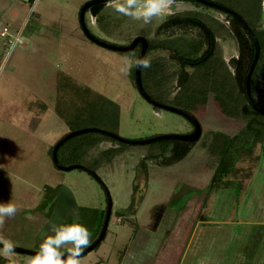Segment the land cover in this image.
I'll use <instances>...</instances> for the list:
<instances>
[{
    "label": "rangeland",
    "instance_id": "374dc122",
    "mask_svg": "<svg viewBox=\"0 0 264 264\" xmlns=\"http://www.w3.org/2000/svg\"><path fill=\"white\" fill-rule=\"evenodd\" d=\"M86 1L0 0V64L4 65L0 72V202L18 207L14 217L6 218L0 234L17 246L39 250L49 210L40 203L51 187L60 184L72 192L73 221L81 206L106 208L105 190L90 173L81 168L61 170L53 163L52 147L63 136L76 129L99 127L123 138L141 139L183 134L193 128L182 114L157 107L139 93L134 67L127 74L120 71L122 58L135 59L137 51L112 50L85 36L79 10ZM245 1L233 0L243 12ZM187 12L216 28L218 11L192 1L176 0L174 14L154 17L149 24L106 5L99 17L89 11L85 17L91 32L105 41L126 45L137 35L157 40L170 37L166 47L185 54L195 43L200 48L193 56H198L205 46L198 40L202 37L197 28L157 30L170 16ZM248 16L251 22L256 17L249 8ZM4 27L7 35L1 34ZM8 36L17 38L10 46ZM225 50L234 52L228 46ZM144 58L151 60V67L142 68L146 92L157 101L191 112L202 134L179 159L169 150L158 153L170 140L122 143L91 131L62 144L59 161L95 170L113 201L105 237L79 259L81 264H172L176 255L170 256V248L177 254L180 245L183 250L186 244L189 251L183 254V264H217L227 255L232 258L233 236L235 240L237 234H248L249 241L260 236L256 232L262 227L249 222L246 227L244 220L258 216V223L264 221V155L251 169V176L245 177L241 169L234 181L218 177L212 183L222 149L245 125L243 94L232 74L214 58L200 68L186 67L185 80H179L181 67L169 52L149 49ZM261 94L259 89L255 97L264 104ZM104 97L120 106L118 122L113 116L105 119L101 112L90 111L89 105ZM223 99L228 107L221 104ZM91 138L94 145L83 144ZM237 140L234 147L239 145ZM243 165L248 167L247 158ZM132 222L138 227L129 244ZM155 232L162 238L165 235L164 241L175 232L171 246L158 240L146 248L144 237ZM136 241L139 247L131 255ZM15 256L24 264L31 255L15 252ZM196 257H200L198 262ZM0 264L9 261L0 257Z\"/></svg>",
    "mask_w": 264,
    "mask_h": 264
},
{
    "label": "trees",
    "instance_id": "16d2710c",
    "mask_svg": "<svg viewBox=\"0 0 264 264\" xmlns=\"http://www.w3.org/2000/svg\"><path fill=\"white\" fill-rule=\"evenodd\" d=\"M179 1H192V2L197 3V5L202 4L196 0H179ZM257 1L259 2L260 0H257ZM105 5H106V2H99L94 5H91L87 11H89L95 17H99L100 14H102ZM206 6L212 7L209 5H206ZM248 8L256 16L254 23L249 21V24L251 25V28L254 31L255 35L257 36L259 44H260V56L258 58V61L256 63V66L251 76V82H250L251 94L256 104L264 107L263 102L261 100L256 99L255 97L256 92L259 91V89L262 92L261 95L262 96L264 95V81H262L259 78V72L262 69H264V29L261 27V22L259 21V17L257 14L258 9L255 6V0L254 1L252 0L249 3ZM85 22H86V17H85ZM185 26L191 27V28H197L199 30L202 38L198 40H200L199 41L200 44H202L203 46H206V49L205 51H203V54H201L200 56H193L195 52H198L200 46L199 48H196V44L191 43L192 46L189 47V51H185V54H180L177 51H174L175 52L174 57L177 61H179L180 58L186 59L181 62L183 65L184 64L190 65V66L192 65V67L200 68L212 57L213 47H214V32H213L214 28L210 27L200 17L187 12L183 14H177L174 16H170L167 20L162 22V24H160L157 29L164 31L170 28L185 27ZM144 37H146L148 44H149L147 51L149 49L151 50V45L153 41L155 40V38L151 39V38H148L147 36H144ZM169 38L170 37L161 38V40L158 41L159 43L158 45H162L163 47H166L165 45L167 44V41ZM130 42L131 41H129V43ZM250 49H251L250 60L247 61L246 63H240L237 75L235 77L233 76V79L236 81L238 89L243 94V97L245 100V104L242 106V109H243V115L247 117L246 122L243 128L238 132V135H235L236 137H239L238 139L239 145L237 147H234L235 145L234 141L237 140L236 137H234L233 139H229L228 142L225 144L224 148L222 149L219 162H218V166L216 168L215 176H214L212 183L215 182V180H217L218 177L220 178V180H223V178H225L224 179L225 181L226 180L234 181L233 178L237 179L241 169L242 170L244 169L243 174L245 177L251 176V169L255 166L256 161L262 158L264 155L263 154L264 153V114L251 109L249 104L246 103L247 98H246L245 91H244V83H245L247 70L251 62V59L253 57V54H254L253 48L251 46H250ZM129 52L135 53L136 51H129ZM185 55H189V56H185ZM136 56L137 54L135 53V59H136ZM141 76H142V69H141ZM218 98L220 99V97ZM101 99L99 101H95L97 103L94 105L90 106L89 104H91V102L88 104L89 107L91 108L90 111L92 113L101 112L105 119L107 117L113 116L115 117L114 119L115 122H118L120 106L109 98L104 97ZM221 104L228 107L226 101H224V103H222L221 101ZM104 136L115 141L110 136H107V135H104ZM84 143L87 144L88 146H92L95 143V139L91 138V139L84 140L83 144ZM167 143H168L167 145H165L164 143V146L161 148V150L158 153L162 154V153H165L167 150H169L171 155L174 156V159H179L185 156L189 152V150L191 149V147L193 146L195 142H183L181 140L170 139V141H168ZM61 146L62 145H60V147ZM159 154L155 156L158 157ZM246 158L248 161V167L243 165ZM263 161H264V158H263ZM240 164L242 165L240 166ZM246 170H248V172ZM238 185H239V188L242 187V180H240ZM59 187H60V184L48 189L47 193L44 194L43 201L40 203L42 207H46L49 209L47 212L48 216L51 215V212L53 210L54 202H52V199L55 195L56 190ZM104 214H105V209L99 211L96 208H88L85 206L84 207L81 206L78 208V211L76 213V216H77L76 221H73V217H72L73 214H72L71 216H68V218H66L67 220L63 221L62 224H71V223L83 224L84 226L88 228L91 234L90 236V243H91L94 241V239L98 236L100 232L103 219H104ZM130 225L133 228L132 229L133 232L130 234L129 244L131 242L130 240H132L134 237L136 228L138 227V224L136 222L134 224L132 222Z\"/></svg>",
    "mask_w": 264,
    "mask_h": 264
},
{
    "label": "water",
    "instance_id": "95a60500",
    "mask_svg": "<svg viewBox=\"0 0 264 264\" xmlns=\"http://www.w3.org/2000/svg\"><path fill=\"white\" fill-rule=\"evenodd\" d=\"M106 1H108V0H87L82 5V7L79 10V24H80V27H81L83 33L85 34V36L87 38H89L94 43H96L100 46L112 49V50L119 51V52L131 51L132 49H134V47L137 44H140L141 48H140L139 54L137 55L136 58H144L145 52H146L147 47H148V41H147L146 37H144L143 35L135 36L129 44L120 45V44H115V43L100 39L99 37L95 36L89 30V28L85 22V12L88 10V8L91 5H94V4L99 3V2H106ZM196 1H198L202 4H206V5L218 8V9H223L225 11H228V12L235 14L236 17L240 20V22L244 26L245 30L247 31V33H248V35L252 41L253 47H254V54H253V57H252L251 62L249 64L247 74H246V78H245L244 91H245V95L247 98V103L249 104L251 109L254 111H257L259 113L264 114V107L256 104V102L254 101V98L251 94V87H250L251 76H252V73H253L254 68L256 66V63L258 61L259 55H260V44H259V41H258L255 33L252 31L251 27L246 22V20L240 14L236 13L235 11H232L229 8L223 6V5H221L215 1H212V0H196ZM141 69L142 68L134 67V81H135V85H136L139 93L147 101H149L150 103L154 104L157 107L165 108V109H168V110L182 114L191 122L193 128L190 132L183 133V134L167 133V134L155 135V136L148 137V138L127 139V138L121 137L120 135H118L117 133H115L113 131L105 130V129H102L99 127H85V128L76 129V130L69 132L68 134L63 136L60 140H58L53 145L52 151H51V156H52L53 163L55 164V166L57 168H59L61 170H70L73 168L84 169L88 173H90L103 186V188L105 190L107 205H106L105 215H104V219H103V223H102L100 232H99L98 236L94 239V241L91 242L89 244V246L83 250L81 255H83L86 252L95 248L105 237L106 232H107V227L109 224V220L111 217V210H112L113 201H112V198H111V195H110L108 188L103 183V181L98 176V174L95 172V170L89 168L88 166L80 164V163L63 165L59 161L58 156H57V152H58V148L60 147V145H62L68 138H70L74 135H78V134L84 133V132H91V131L99 132V133H102L104 135L110 136L111 138L115 139L116 141H119L122 143L124 142V143H132V144H134V143L142 144V143H148V142H153V141H158V140H170V139L181 140V141H185V142H196L201 137V134H202L201 124L198 121V119L191 112H189L183 108H180V107L168 105V104L162 103L160 101H157V100L153 99L146 92V90L144 89L143 83H142ZM54 200L56 201L55 209L53 210L48 223L46 224V226L41 231L42 235H44L47 232H51L53 225H58L60 223V221L62 220V217L66 213H70L71 204L74 203V197L72 195V192L66 186H61L57 189L56 194L54 196ZM64 200H65V203H64ZM15 250H16L15 252L26 253V254H30V255H33L39 251V250L25 248V247L17 246V245H16Z\"/></svg>",
    "mask_w": 264,
    "mask_h": 264
},
{
    "label": "clouds",
    "instance_id": "9594fccd",
    "mask_svg": "<svg viewBox=\"0 0 264 264\" xmlns=\"http://www.w3.org/2000/svg\"><path fill=\"white\" fill-rule=\"evenodd\" d=\"M175 2L176 0H108L106 7L123 16L149 24L154 17L174 14ZM133 67L149 68L151 60L132 59L128 56L122 58V73L127 74ZM3 70L4 65L0 64V72ZM17 211L16 204L0 202V229H3L6 218L14 217ZM90 236L88 228L80 223L53 225L51 234L45 233L42 237L39 251L29 256L24 264H81L79 257L89 246ZM15 249V243L0 234V257L9 261V264H19Z\"/></svg>",
    "mask_w": 264,
    "mask_h": 264
},
{
    "label": "flooded vegetation",
    "instance_id": "af4514ba",
    "mask_svg": "<svg viewBox=\"0 0 264 264\" xmlns=\"http://www.w3.org/2000/svg\"><path fill=\"white\" fill-rule=\"evenodd\" d=\"M216 2L227 7V8H229L230 10L235 11L236 13L240 14L246 20V22L249 24L250 17L248 16V0H246L245 4H244L245 8H246L245 12H243L239 8L235 7V5H237V2H233V0H224V1H216ZM238 2L240 3V0H238ZM255 6L258 9L257 14L259 17V21L261 22V27L264 29V0H260L259 2L257 0H255ZM215 9L218 11V16L215 18L217 23H216V28L213 30V32H214V47H213V54H212L211 58H214L216 60V63H221L222 67L225 70H227L228 72H230L232 74V76L235 77L238 73L240 63H246L247 61L250 60V53H251L250 46L253 48V51H254V47H253L252 41H251L247 31L245 30L244 26L242 25V23L236 17L235 14L228 12V11H225L223 9H218V8H215ZM254 20H255V18H254ZM254 20H253V23H254ZM249 26L251 27L250 24H249ZM158 31H162V30H158ZM157 32H155V37L157 36ZM160 40L161 39L157 40L155 38V40L153 41V43L151 45V49L153 51H156V52L158 50L169 52L170 56L174 57V53H175L174 51L175 50H171L168 47H163L162 45H158L159 44L158 41H160ZM148 46H149V44H148ZM225 46H228L229 52H231L233 50L236 53H234V52H232L231 54L227 53L225 50ZM233 47L235 49H233ZM140 48H141L140 44H137L134 47V49H132L131 51H137V55H138ZM231 48H232V50H231ZM147 49H148V47H147ZM205 49H206V46L204 47L203 51H205ZM203 51L198 56L203 54ZM237 55H238V58H236ZM174 59H175V57H174ZM184 60H186V59L180 58L179 61L176 60L181 67V71L179 72V80L182 78L184 79V78L188 77L186 67L195 68V67H192V65L191 66L186 65V64L183 65L181 62ZM231 64L233 65L232 68L230 66ZM263 74H264V69H262L259 72V78L262 81H264ZM183 142H185V141H183ZM55 194H56V192H55ZM52 202H54V207H53V210H54L55 205H56V201L54 200V197L52 199ZM53 210H52V212H53ZM73 210H74V207H73V204H71L70 213H66L65 215H67V214L72 215ZM52 212H51V214H52ZM64 216L62 217V220L60 221V223L65 218ZM50 217H51V215L48 216L47 223H48ZM58 225H56V226H58ZM43 236L44 235L41 234L40 237L42 238Z\"/></svg>",
    "mask_w": 264,
    "mask_h": 264
},
{
    "label": "crops",
    "instance_id": "0c3cea01",
    "mask_svg": "<svg viewBox=\"0 0 264 264\" xmlns=\"http://www.w3.org/2000/svg\"><path fill=\"white\" fill-rule=\"evenodd\" d=\"M263 77H264V74H263ZM253 202H255V200H253ZM257 217L255 218V220H252V219L244 220V225H246V227H248V222H249L250 224L252 223L256 227H259V226L262 227L261 231L259 230L260 231L259 233H258V231L256 232L258 235H260V236H258V239H254V240L251 239L249 241L248 240V234H247V236L245 235L246 238L242 237V234H237L238 238L235 237V240H234V236H233L232 240L235 241V250H234V253L232 255V258H230V256L227 255L225 258H221L219 260V263H217V264H223V263H225V264H264V221H262L261 223H258L259 219L257 220ZM263 218H264V216H263ZM155 233H157V232H155ZM246 233H248V231H246ZM158 234L159 233L154 234V235L149 234L148 236L144 237V239L148 241V242L147 241L144 242V245L146 248H148L149 245L151 246V244L154 241L155 242H157L158 240L164 241L166 236L164 235V238H162V236L158 235ZM175 234L176 233L174 232L173 235H170V237H168L164 241V245H167L168 247H170L171 242L173 241ZM136 239H139V238L136 237ZM139 243H140V241L134 242V246H133L132 250L130 249L132 251L131 255L133 254L134 250L136 252L137 248L135 246L137 245V247H139ZM184 243H182V245ZM172 245H174V244H172ZM181 247L182 246L180 245V250L178 251L177 254H175V252L170 248V250H169L170 256L173 257L174 255H176L175 262H173L172 264H183L182 260H185V258H184L185 256H183V254H186V256H187L189 249L187 251L186 244L183 246V250L181 249ZM126 251L124 252L125 255L128 253V251H127V253H126ZM195 260L198 262L200 260V257H196ZM153 264H157V261L153 262Z\"/></svg>",
    "mask_w": 264,
    "mask_h": 264
},
{
    "label": "built area",
    "instance_id": "2783aa9c",
    "mask_svg": "<svg viewBox=\"0 0 264 264\" xmlns=\"http://www.w3.org/2000/svg\"><path fill=\"white\" fill-rule=\"evenodd\" d=\"M1 34L2 35H7L8 34V32H7V27H4V29L2 30V32H1ZM12 36H8L6 39V44L8 45V46H10L11 44H13V42L15 43V41L17 40V38L16 37H14V38H11ZM12 39H14V40H12Z\"/></svg>",
    "mask_w": 264,
    "mask_h": 264
},
{
    "label": "bare ground",
    "instance_id": "6f19581e",
    "mask_svg": "<svg viewBox=\"0 0 264 264\" xmlns=\"http://www.w3.org/2000/svg\"><path fill=\"white\" fill-rule=\"evenodd\" d=\"M64 203H65V200H64Z\"/></svg>",
    "mask_w": 264,
    "mask_h": 264
}]
</instances>
